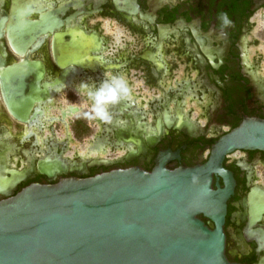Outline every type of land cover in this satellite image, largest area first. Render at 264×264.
Here are the masks:
<instances>
[{"label": "flooded vegetation", "instance_id": "1", "mask_svg": "<svg viewBox=\"0 0 264 264\" xmlns=\"http://www.w3.org/2000/svg\"><path fill=\"white\" fill-rule=\"evenodd\" d=\"M263 7L256 0H0V74L20 63L24 94L35 99L25 113L11 110L0 87V201L33 184L113 169L204 163L221 135L244 118H264V76L248 39ZM24 21L40 32L19 55L10 36ZM114 77L127 91L106 106L105 121L88 93ZM223 167L233 184L224 199L225 256L264 264V150L237 149ZM218 184L225 187L220 177Z\"/></svg>", "mask_w": 264, "mask_h": 264}, {"label": "water", "instance_id": "2", "mask_svg": "<svg viewBox=\"0 0 264 264\" xmlns=\"http://www.w3.org/2000/svg\"><path fill=\"white\" fill-rule=\"evenodd\" d=\"M31 25L24 21L11 30L19 55L39 35L40 26ZM26 75L20 63L0 74L7 108L25 113L32 106L35 99L22 84ZM237 149L264 150V118H244L194 167L169 170L159 162L151 172L113 169L30 185L0 201V264H239L225 256L222 229L224 199L233 185L223 160ZM200 214L215 226L209 228Z\"/></svg>", "mask_w": 264, "mask_h": 264}, {"label": "clouds", "instance_id": "3", "mask_svg": "<svg viewBox=\"0 0 264 264\" xmlns=\"http://www.w3.org/2000/svg\"><path fill=\"white\" fill-rule=\"evenodd\" d=\"M80 88L88 89L90 86L82 82ZM126 91L127 88L124 81L120 80L118 77H114L110 81L106 80L103 82L99 88H96L95 91H90L88 95L94 101L97 115L101 119L107 121L110 117L106 106L116 103L119 100L120 95Z\"/></svg>", "mask_w": 264, "mask_h": 264}, {"label": "rangeland", "instance_id": "4", "mask_svg": "<svg viewBox=\"0 0 264 264\" xmlns=\"http://www.w3.org/2000/svg\"><path fill=\"white\" fill-rule=\"evenodd\" d=\"M251 23L249 58L258 61L259 73L264 76V7L256 11Z\"/></svg>", "mask_w": 264, "mask_h": 264}, {"label": "bare ground", "instance_id": "5", "mask_svg": "<svg viewBox=\"0 0 264 264\" xmlns=\"http://www.w3.org/2000/svg\"><path fill=\"white\" fill-rule=\"evenodd\" d=\"M261 1H263V0H256V3H261ZM263 4V3H262ZM164 29H161V33L163 34L164 33Z\"/></svg>", "mask_w": 264, "mask_h": 264}]
</instances>
